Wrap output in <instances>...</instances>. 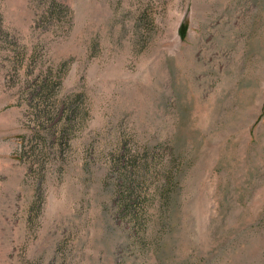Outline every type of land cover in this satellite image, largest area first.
<instances>
[{"label":"rangeland","instance_id":"rangeland-1","mask_svg":"<svg viewBox=\"0 0 264 264\" xmlns=\"http://www.w3.org/2000/svg\"><path fill=\"white\" fill-rule=\"evenodd\" d=\"M0 264H264V0H0Z\"/></svg>","mask_w":264,"mask_h":264},{"label":"trees","instance_id":"trees-1","mask_svg":"<svg viewBox=\"0 0 264 264\" xmlns=\"http://www.w3.org/2000/svg\"><path fill=\"white\" fill-rule=\"evenodd\" d=\"M68 113V117L74 115L75 108L73 105L64 106V111L62 113ZM69 119V118H68ZM69 125L70 119L68 120ZM44 142H41L42 145L48 147V139H42ZM125 157L119 160V166L123 165L125 167ZM183 153L177 149H171V152L168 154L160 155L157 152L147 153V157L144 156L141 163L137 165V162L131 161L130 163L133 165V170L127 169V172L124 178L120 179V190L122 191L121 197V212L119 215L121 216L123 213L131 214L133 209L139 205L141 197L136 195L137 186L141 185V183H146L147 178L151 177L157 179L158 187H157V195L159 194V204L160 207L158 211L162 217V219L167 220L170 215V207L175 201V195L177 194L178 186L181 181V168L183 161ZM142 181V182H141ZM134 205V206H133ZM119 206V203H118Z\"/></svg>","mask_w":264,"mask_h":264}]
</instances>
